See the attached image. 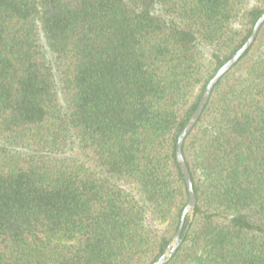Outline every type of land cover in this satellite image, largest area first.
Returning <instances> with one entry per match:
<instances>
[{
	"label": "trees",
	"instance_id": "1",
	"mask_svg": "<svg viewBox=\"0 0 264 264\" xmlns=\"http://www.w3.org/2000/svg\"><path fill=\"white\" fill-rule=\"evenodd\" d=\"M239 1L0 0V264L166 251L188 202L177 137L264 12L235 26ZM182 153L196 202L164 264H264V23Z\"/></svg>",
	"mask_w": 264,
	"mask_h": 264
},
{
	"label": "water",
	"instance_id": "2",
	"mask_svg": "<svg viewBox=\"0 0 264 264\" xmlns=\"http://www.w3.org/2000/svg\"><path fill=\"white\" fill-rule=\"evenodd\" d=\"M263 23H264V12L260 15V17L254 23L251 33L246 39V41L235 51V53L222 66L218 68V70L209 79L196 109L193 111L192 115L190 116V118L188 119V121L186 122V124L184 125V127L182 128V130L180 131L177 137L176 158L182 170V173H183V176L186 182V186L188 189V202L185 208L183 209L179 227L177 231L175 232V234L173 235L171 243L167 246L166 251L162 255H160L151 264H164L174 253L175 249L177 248L180 242V234L182 232L186 216L188 214H191L193 207L195 205V202H196L191 176H190L187 164L185 162V159L182 153L183 141L186 135L190 132V130L194 126L195 122L197 121L200 113L202 112L209 98L211 90L216 84V82L221 78V76L226 71H228L237 62V60L242 56V54L251 46L252 42L254 41L258 33L259 28L261 27Z\"/></svg>",
	"mask_w": 264,
	"mask_h": 264
},
{
	"label": "rangeland",
	"instance_id": "3",
	"mask_svg": "<svg viewBox=\"0 0 264 264\" xmlns=\"http://www.w3.org/2000/svg\"><path fill=\"white\" fill-rule=\"evenodd\" d=\"M258 2H259V0H240L237 3V5H236L237 16L233 20V25L240 26L242 13L246 9H249L251 6L255 5ZM202 52H203L205 57H208L210 50L208 48H206V47H203L202 48ZM78 154L79 153L77 151L76 144L74 142H71L67 146V148L61 153V156L69 158V159H74L76 156H79ZM81 160H82V158H81ZM150 224H153L159 230L163 229V226H164V225H162L159 222H157V223L156 222H152ZM52 242L53 243H57L58 240L57 239H53Z\"/></svg>",
	"mask_w": 264,
	"mask_h": 264
}]
</instances>
